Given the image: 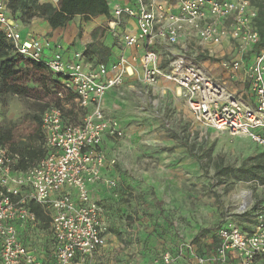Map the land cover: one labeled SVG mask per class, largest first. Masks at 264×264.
I'll use <instances>...</instances> for the list:
<instances>
[{"label":"built area","instance_id":"built-area-1","mask_svg":"<svg viewBox=\"0 0 264 264\" xmlns=\"http://www.w3.org/2000/svg\"><path fill=\"white\" fill-rule=\"evenodd\" d=\"M110 13L112 33L124 19L135 22L134 32L122 33V41L127 48L145 45L138 61L148 84L159 80L174 84L196 124L245 137L264 150V47L251 62L247 59L259 41L258 12L251 0H119ZM0 33L16 54L43 63L58 76L64 97L73 96L77 109L86 112L79 123L67 124L59 108L45 111L41 130L47 155L27 171H15L16 159L0 146V264H109L99 259L107 244L106 223L89 187L102 184L115 191L116 181L101 176L105 165L101 144L105 137L120 139L122 130L117 120L105 115L103 99L122 84L131 62L121 56L109 67L97 64L86 69L79 56L70 62L60 53L48 58L44 53L49 43L34 36L23 38L1 1ZM190 33L201 52L233 44L235 57L220 60L219 68L233 81L241 73L246 91L240 95L226 91L189 61L185 39ZM131 61L136 63L137 58ZM246 95L253 103L243 98ZM234 199V209L215 232L214 249L199 256L197 264H264V203L253 210L258 198L254 200L252 189L240 191ZM30 203L50 217L47 247ZM248 213L249 231L242 232L235 219ZM161 263L175 264V259L166 252Z\"/></svg>","mask_w":264,"mask_h":264},{"label":"rangeland","instance_id":"rangeland-1","mask_svg":"<svg viewBox=\"0 0 264 264\" xmlns=\"http://www.w3.org/2000/svg\"><path fill=\"white\" fill-rule=\"evenodd\" d=\"M100 39L98 36V42ZM185 42L189 43L192 64L223 84L226 91L240 95L241 82H234L219 68L220 60L235 57L233 44L224 43L206 53L198 48L193 33ZM86 50V57L96 54L98 61L105 60V51L96 45ZM31 80L28 86L34 88V97L10 96L0 106V127L12 135L5 148L15 159L12 149L20 143L43 146L33 121L41 106H47L43 113L59 108L64 118L72 111L82 113L71 95L64 97L50 74H31ZM157 85L134 75L103 99L108 111L123 121L125 136L121 129L120 139L126 140L125 170L120 171L117 160L109 163L116 181L115 191L108 190L112 197L109 219L113 222L109 231L120 236L130 264H162L166 252L175 264H197L199 256L214 249L215 232L234 209L235 195L252 189L254 200L264 203V184L221 176L216 167L238 168L262 148L245 137L201 127L193 121L182 97L160 92Z\"/></svg>","mask_w":264,"mask_h":264},{"label":"trees","instance_id":"trees-1","mask_svg":"<svg viewBox=\"0 0 264 264\" xmlns=\"http://www.w3.org/2000/svg\"><path fill=\"white\" fill-rule=\"evenodd\" d=\"M108 1L112 0H58L57 6H54L51 3H40V0H8L7 8L13 15L19 13V19L22 22L27 23L34 17L42 18L47 21L52 29H56L64 27L74 16H82L85 20L100 15L110 17L111 5L108 4ZM251 4L258 12L256 26L259 31V41L249 52L247 56L248 62H251L264 47V0H251ZM84 54H87V50ZM26 68L30 70L28 71ZM31 74H39L41 77L48 74L53 76L43 63H36L16 54L5 36L0 33V106L10 96L22 98L34 97V88L28 86V83L32 82ZM53 77L55 82L60 85V78L58 76ZM46 108V105L41 106L39 112L33 116V121L37 126L36 133L39 134V139H41V145L43 146L40 148V145L34 146L24 143L15 146L12 149V152L17 154V159L13 166L15 171H27L47 155L44 136L41 130V117ZM80 112L82 113L72 111L64 119L65 122L67 124L79 123V117H83L86 114L83 110ZM11 139L12 135L10 130L0 127V146L5 148ZM261 151L260 154L243 162L238 168L219 165L216 169L221 176H232L234 179L241 181L255 180L256 182L264 184V150L262 149ZM257 201L258 203L253 207V210L258 207L257 205L259 203H263L262 199H257ZM28 207L40 222L39 229L44 234L43 244L47 247L49 244L47 233L50 217L37 204L30 203ZM249 215L248 213L243 216H238L235 219L236 225L242 232L249 231V228L245 225ZM214 238L216 243L215 235ZM205 255L203 254L202 256Z\"/></svg>","mask_w":264,"mask_h":264},{"label":"crops","instance_id":"crops-1","mask_svg":"<svg viewBox=\"0 0 264 264\" xmlns=\"http://www.w3.org/2000/svg\"><path fill=\"white\" fill-rule=\"evenodd\" d=\"M6 5V11L18 24V30L20 31L23 38L27 36H34L40 39H44L49 43L48 49L45 51V56L50 58L54 53H60L64 61L70 62L74 61L76 56H79L81 62L84 64L86 69L95 68L97 64H104L109 67L112 63L116 62L121 56L130 60L129 74L126 78L132 77L134 75L143 76L141 66L139 64L138 58L145 51V45L141 44L139 48H127L122 41V33H132L135 30V22L132 19H124L120 28L116 29L115 33H112L109 29V23L112 21L111 13L110 17L105 15L96 16L85 20L82 16H74L64 27L52 29L47 21L42 18L34 17L27 23L22 22L20 19V14H11L7 8L8 0H0ZM119 0L108 1L109 5H114ZM40 3H51L57 6L58 0H40ZM125 4L124 1H121ZM98 36L101 39L98 42ZM96 48H101L107 54L104 61H98L99 56L96 54H89L85 56L84 52L86 47L95 46ZM155 51L159 50L153 48ZM132 58H137V62L131 61ZM123 80V81H124ZM243 81V75L239 73L234 82ZM244 91L247 88H243V83L239 85ZM158 91H167L169 95L176 96L180 98V90L172 83L165 80L158 81ZM114 89V88H112ZM110 89V90H112ZM108 90L105 93L107 97ZM156 90V88H155ZM247 101L253 103V97L251 95L244 96ZM108 106V105H107ZM109 108L103 105V110L106 116L111 117L120 125V128L124 131L123 121L121 122L116 115L108 111ZM125 136V131H124ZM124 138V137H123ZM126 140L123 142L122 139H112L105 137L101 144V151L105 155V165L101 169V176L104 178H111L113 176V169L110 166V161L117 160L120 171L125 170L124 164V145ZM130 145V144H129ZM256 146V145H255ZM112 150V152H111ZM117 150V151H116ZM116 157V158H115ZM111 168V169H110ZM91 198L102 208L103 217L106 223V241L107 244L105 248L99 254V259L107 261L109 264H130L127 262V256L129 252L123 248L121 244L120 236L111 234L110 224L113 223L109 219V207L111 202V194L108 190L104 188L102 184H95L89 187ZM128 253V254H127Z\"/></svg>","mask_w":264,"mask_h":264}]
</instances>
